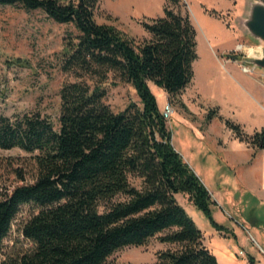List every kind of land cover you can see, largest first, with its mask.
Listing matches in <instances>:
<instances>
[{
    "label": "trees",
    "instance_id": "trees-1",
    "mask_svg": "<svg viewBox=\"0 0 264 264\" xmlns=\"http://www.w3.org/2000/svg\"><path fill=\"white\" fill-rule=\"evenodd\" d=\"M165 2L162 15L139 21L147 37L137 39L96 22L98 0H0L76 30L56 54L64 75L56 126L39 112L0 113V148L30 154L0 159V264H105L116 250L158 234L177 247L158 253L156 264H218L176 198L187 194L211 219V196L174 149L149 86L174 98L191 81L197 58L186 2ZM117 82L138 101L114 111L105 98ZM225 124L240 141L264 149V128L248 135Z\"/></svg>",
    "mask_w": 264,
    "mask_h": 264
},
{
    "label": "rangeland",
    "instance_id": "rangeland-1",
    "mask_svg": "<svg viewBox=\"0 0 264 264\" xmlns=\"http://www.w3.org/2000/svg\"><path fill=\"white\" fill-rule=\"evenodd\" d=\"M184 1L196 29L193 77L174 98L151 83L149 86L159 106L168 103L173 108L166 119L172 145L208 190L211 219L192 204L187 194L178 193L176 198L200 229L218 264H264V152L250 154L257 160L256 166L249 159L246 162L247 149L237 142L226 143L233 131L225 124V120L238 124L248 135L264 128V88L252 90L244 77L253 75L264 85V71L258 68V73L251 74L240 69L241 65L249 67L246 60L259 56L264 48L243 25L254 0ZM228 2L235 10L232 14L218 11L224 27H214L222 35L214 39L202 27L212 23L200 18V9H221ZM165 4V0H98L95 20L140 39L137 35L146 32L139 21L162 13ZM69 33H76L73 24L56 22L39 9L0 6V113L13 118L39 112L56 126L58 90L64 80L56 54L62 38ZM16 59L22 64L13 62ZM105 101L119 111L138 98L127 83L117 82L108 89ZM219 141L225 143L224 150ZM232 148L239 158L229 166L225 154ZM29 156L20 148H0V159ZM130 181L136 186L140 182L135 176ZM159 235L143 245L116 250L105 264H156L158 253L177 247L161 242Z\"/></svg>",
    "mask_w": 264,
    "mask_h": 264
},
{
    "label": "crops",
    "instance_id": "crops-1",
    "mask_svg": "<svg viewBox=\"0 0 264 264\" xmlns=\"http://www.w3.org/2000/svg\"><path fill=\"white\" fill-rule=\"evenodd\" d=\"M213 9H215V8H213ZM200 10H201L200 11L201 13L199 15L200 18H202L203 20L205 19L204 21L209 22L208 24H211V23L214 24V26L212 24L211 25H207V26L205 24H202V25H204V26H202V27H204V30L206 32H208L212 36V38H214V39L217 38V37H221L222 38V35L220 33H218V31H216L218 29H214V27H216V28L219 27L220 29H222L224 27L223 23L221 21V18L214 17V16L210 15L209 13H207L204 10L203 7H201ZM215 10L221 11V12H226L228 14H232L235 9H234V6H232V3L228 2L226 7L221 8V9H215ZM206 14H207V16H206ZM160 15H162L161 12L157 13L153 17H157V16H160ZM212 17H213V19H212ZM210 26H212V27H210ZM137 36L141 37V38L147 37V33H141L140 32ZM231 62H233V61H231ZM234 66H237V65H234ZM232 68H233V66H232ZM238 68L239 67H237V69ZM244 77H245V80H246V82L248 84V87L251 88L252 90L259 91V90H262L264 88V85L261 84L260 81L256 77H254L253 75L245 74ZM247 91H248V89H247ZM248 93L250 94L251 98L254 99V95L252 94V92L250 90H249ZM162 107L163 106H159L160 109ZM250 132H252V130ZM230 142H237V146L240 145V146L244 147L245 149H247L248 152H249V155L246 156V162L249 159V161L251 162V165L254 164V166H256V163H257L256 161L257 160H254V158L251 159L250 158V154H253V153L255 154L256 153V155H257L258 151L264 152V149L257 150L255 148H253L249 143H247L245 141H240L232 133H231V135H229L228 139L226 140V143H230ZM219 143L222 146L221 149L224 150L225 143L223 144V143H221V141H219ZM233 148H234V146H233ZM233 148L229 152H226V154H225V157H226V159L228 161L226 163L229 166L230 165H234L235 162H238V158H239V155L236 153L237 151L235 152V149H233Z\"/></svg>",
    "mask_w": 264,
    "mask_h": 264
},
{
    "label": "water",
    "instance_id": "water-1",
    "mask_svg": "<svg viewBox=\"0 0 264 264\" xmlns=\"http://www.w3.org/2000/svg\"><path fill=\"white\" fill-rule=\"evenodd\" d=\"M248 8V16L244 19L243 25L251 37L264 44V0H254ZM246 62L253 73H258V68L264 71V48L259 56L251 57Z\"/></svg>",
    "mask_w": 264,
    "mask_h": 264
},
{
    "label": "built area",
    "instance_id": "built-area-1",
    "mask_svg": "<svg viewBox=\"0 0 264 264\" xmlns=\"http://www.w3.org/2000/svg\"><path fill=\"white\" fill-rule=\"evenodd\" d=\"M237 47L241 48V45H237ZM240 69L244 73H251V74L253 73L251 68L248 66L241 65ZM172 111H173V108L168 103L164 104L162 108V115L164 116L165 119H168Z\"/></svg>",
    "mask_w": 264,
    "mask_h": 264
}]
</instances>
